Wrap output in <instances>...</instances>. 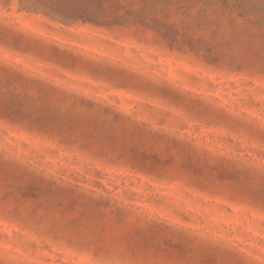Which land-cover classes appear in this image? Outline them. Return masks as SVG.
I'll return each mask as SVG.
<instances>
[{
    "label": "rangeland",
    "instance_id": "obj_1",
    "mask_svg": "<svg viewBox=\"0 0 264 264\" xmlns=\"http://www.w3.org/2000/svg\"><path fill=\"white\" fill-rule=\"evenodd\" d=\"M0 264H264V0H0Z\"/></svg>",
    "mask_w": 264,
    "mask_h": 264
}]
</instances>
